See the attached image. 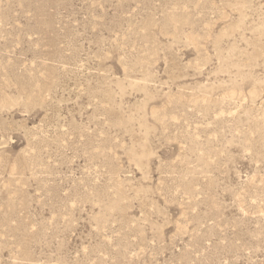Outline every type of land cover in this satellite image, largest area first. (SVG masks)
Wrapping results in <instances>:
<instances>
[{"label": "rangeland", "instance_id": "1", "mask_svg": "<svg viewBox=\"0 0 264 264\" xmlns=\"http://www.w3.org/2000/svg\"><path fill=\"white\" fill-rule=\"evenodd\" d=\"M0 264H264V0H0Z\"/></svg>", "mask_w": 264, "mask_h": 264}]
</instances>
